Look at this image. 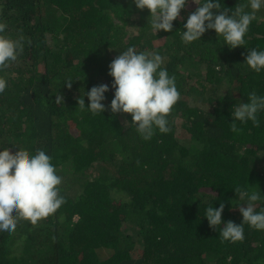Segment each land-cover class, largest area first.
<instances>
[{
  "label": "trees",
  "instance_id": "1",
  "mask_svg": "<svg viewBox=\"0 0 264 264\" xmlns=\"http://www.w3.org/2000/svg\"><path fill=\"white\" fill-rule=\"evenodd\" d=\"M238 2L223 0L229 9ZM197 7L188 0L173 30L155 34L149 10L132 0H0L7 35L25 41L0 70L8 80L0 153L45 150L65 197L53 215L35 225L20 219L14 232L0 234V264H264V231L245 224L243 240L223 241L221 226L204 217L224 202L222 221L240 224L244 201L234 189L248 183L264 193V112L258 125L237 122L239 132L230 124L237 101L264 95V71L243 64L247 48L264 49V9L245 47L229 49L214 30L201 42L182 41ZM129 46L159 52L181 94L170 132L148 141L129 125L130 114L110 109L109 65ZM101 84L109 86L105 112L78 108V98Z\"/></svg>",
  "mask_w": 264,
  "mask_h": 264
},
{
  "label": "clouds",
  "instance_id": "2",
  "mask_svg": "<svg viewBox=\"0 0 264 264\" xmlns=\"http://www.w3.org/2000/svg\"><path fill=\"white\" fill-rule=\"evenodd\" d=\"M137 9H148V26L157 34L161 30L171 32L173 21L180 16L188 0H132ZM198 5L190 13L181 30V39L186 44L201 42V37L208 30H214L217 37H223L224 45L229 49L245 47L246 34L257 12L264 9V0H240L235 8L224 6L223 0H194ZM7 24L0 20V70L17 60L25 46L24 37L12 38L7 35ZM247 48V47H246ZM248 54L243 64L256 73L264 71V49L247 48ZM164 65V57L159 52L137 51L129 46L109 65V75L113 78L115 89L111 100L112 113L131 115L129 125L136 128L143 140L153 138L157 131L161 134L170 132L169 115L180 100L176 78L170 75ZM74 80L69 79L64 86L71 88ZM8 86V80L0 75V93ZM107 84L93 86L81 95L78 108L93 115L106 110L105 93ZM85 95L89 104L85 106ZM57 104L64 102L62 94L55 96ZM264 112V95L250 92L247 102L237 101L231 109V130L239 132L237 122L243 124L252 121L259 124L258 116ZM127 123V122H126ZM62 177L57 173L52 157L43 149L34 153L21 151L15 156L9 152L0 153V234L12 233L18 221L24 219L35 225L40 220L57 212L65 202L60 194ZM236 196L244 203L237 204L243 221H222L225 204L219 207L209 205L205 209L209 226L219 229L223 241L237 242L244 239V225L258 231H264V206L257 210V202L264 201V193L258 188L234 189ZM241 205H246L243 207Z\"/></svg>",
  "mask_w": 264,
  "mask_h": 264
}]
</instances>
